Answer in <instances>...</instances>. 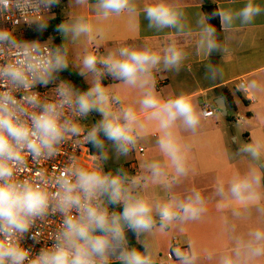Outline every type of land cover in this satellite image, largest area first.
<instances>
[{"label": "clouds", "instance_id": "9594fccd", "mask_svg": "<svg viewBox=\"0 0 264 264\" xmlns=\"http://www.w3.org/2000/svg\"><path fill=\"white\" fill-rule=\"evenodd\" d=\"M58 2L0 0V15L14 11L22 18L36 16L37 27L42 31L47 26L42 12ZM75 2L85 5L88 0ZM93 8L103 19L125 12L130 17H137L141 11L135 0H96ZM142 12L149 29L158 32L175 29L177 34H188L181 22L185 16L181 5L170 0H156L144 6ZM262 12L264 8L254 0H247L239 9H217L211 16L200 14L197 20L200 26L198 51L209 56L222 50L215 38L216 27L209 20L218 17L221 29L229 31L235 21L239 20L241 26L248 25ZM57 30L65 36L70 33L74 40L82 35L91 39L93 31L83 17L73 23H61ZM162 51L163 55L145 45L121 47L103 57L87 53L82 65L84 70L95 74L93 85L82 92L70 82L61 81L55 89V98L44 99L33 89L47 86L57 79L58 73L68 68L67 49L22 40L13 29L0 28V264H111L113 259L120 264H154L147 244L143 253L127 247L126 228L137 235L151 233L157 226L165 231L175 221L199 220L206 213V201L196 190L185 199L173 195L167 202L155 204L134 191L148 183L170 191L181 178L187 177L190 146L181 144L176 128L179 126L195 133L201 117L207 116L197 110L192 97L187 94L167 99L159 95L153 69L162 62L165 69L178 71L187 58V53L175 43ZM98 64L103 67L98 68ZM104 75L141 91L139 103L141 113H146L144 120L131 107L112 111L110 100L119 103L120 97L110 94L101 84L100 78ZM257 87L256 81H251L246 88L241 86L244 91H255ZM66 111L71 116L66 115ZM94 111L102 119L85 131L79 119ZM152 122L161 133L157 145L163 162L153 160L142 165L148 170V176L129 179L126 173L104 172L100 164L107 159L103 152L104 140L114 142L119 151L127 153L138 138L147 135ZM82 133L85 142L100 150L99 155L90 156V170L73 158L54 175L37 168L33 178H21L29 160L39 165L41 161L51 159L59 154L60 145ZM262 147L260 142L247 143L239 151L259 160ZM262 187L260 171L250 167L243 175L230 179L227 193L224 184H219L215 194L221 200L217 208L223 210L235 201L244 212L255 207L264 216ZM109 205L122 206L123 211H109ZM154 211L159 217L158 222ZM57 213L63 220L54 242L31 256V250L23 246L27 234L38 219ZM233 215L240 216L241 213L234 211ZM231 231H235V226ZM176 256L179 264H193L195 259L185 252H177ZM205 258L212 260L214 253H206ZM261 258H264V229L256 228L246 235L235 236L231 251L220 254L217 264H257Z\"/></svg>", "mask_w": 264, "mask_h": 264}, {"label": "crops", "instance_id": "0c3cea01", "mask_svg": "<svg viewBox=\"0 0 264 264\" xmlns=\"http://www.w3.org/2000/svg\"><path fill=\"white\" fill-rule=\"evenodd\" d=\"M211 1L218 9H239L247 2V0ZM155 2L156 0H135L138 8L141 9L137 17H130L125 12L119 16L112 15L108 19H103L96 15L93 8L96 0H88L85 5H78L75 0H66L61 8L63 23H73L77 18L83 17L92 26L93 31L91 39L82 35L75 40L70 33L65 36L61 32V46L64 44L87 45L92 54L103 57L108 52L117 51L121 47L137 48L145 45L163 55L162 50L175 43L187 53V58L178 71L165 69L162 62L157 69H153L156 87L159 89L157 92L165 99L182 93L187 94L192 97L199 112H202L203 103L213 102L217 113L210 118L202 116L201 123L212 120L214 128L203 129L200 123L196 132L193 133L178 126L176 132L180 136L181 144L190 146L187 150L190 168L187 177L181 178L170 191H166L160 185L142 184L139 186L140 195L146 196L155 204L167 202L173 195L185 199L193 193V190L199 191L206 201V213L199 220L175 221L167 230L162 231L163 237L156 235L154 244L161 258L155 257L153 261L154 264H165L168 261H171V264H179L176 253L185 252L195 257L193 264H217L220 254L231 251L235 236L246 235L249 230L256 228L264 229V216H261L255 207L251 208L250 212H244L237 202L232 201L228 208L220 210L217 208V203L221 197L215 194L220 183L224 184L227 193L230 179L236 175H243L250 167H256L260 171L262 184H264V147L261 149L259 160H253L248 153L240 152L237 148L230 150L232 148L228 144V138L238 143L240 137L233 127L226 128L215 119L216 115H221L216 104L218 98H224L227 116H229V106L236 109L238 105H242L241 103L243 105L249 103L248 109L242 115V119L245 115L250 116L249 122L243 124L242 134L245 144L260 142L264 145V113H260L261 104H264V77H262L264 74V12L255 17L251 24L241 26L240 21L237 20L229 31L223 30L221 56L218 64L214 65L211 55L205 56L197 49V41L200 38V26L197 20L200 14H205L202 0H170L183 7L185 16L181 22L185 25V32L188 34H177L175 29L166 28L159 32L149 29L142 8ZM254 3L264 8V0H254ZM100 66V68L103 67ZM256 77L257 79L262 77L256 81L257 86H260L257 95L251 89L242 90L240 82L245 81L246 88ZM103 79L106 82L113 81V77L109 75H104ZM222 89H225L233 100L234 106L221 94ZM239 91L242 93L239 94ZM140 98L141 91L131 89L126 102L140 104ZM121 108H128V106L124 103L121 104ZM254 118L258 120L251 122ZM157 155L162 157L163 162L164 157L159 147ZM152 157L149 156V158ZM139 175L138 171L136 176ZM147 189L159 191L151 192L152 195L149 192L145 194ZM261 193L264 197V187L261 188ZM156 194L159 195L156 196ZM261 205L264 206V199L261 200ZM234 211H239L241 215H233ZM153 214L156 216L155 211ZM156 218L159 221V217L156 216ZM232 226H235L234 232L231 231ZM156 230L161 231L158 226L153 229V231ZM137 236L136 234V238ZM138 243L143 246L146 244L143 239ZM209 252L214 253L212 260L205 258L206 253ZM163 256L164 260H162ZM257 264H264V258H261Z\"/></svg>", "mask_w": 264, "mask_h": 264}, {"label": "rangeland", "instance_id": "374dc122", "mask_svg": "<svg viewBox=\"0 0 264 264\" xmlns=\"http://www.w3.org/2000/svg\"><path fill=\"white\" fill-rule=\"evenodd\" d=\"M47 43L51 44L54 48L58 47L57 45H55L54 41L52 39L47 40ZM61 47V46H60ZM62 47H65L67 49V58H68V67H71V69L80 74L85 82L87 83V85L89 87H91L96 79L95 74L92 72H88L86 70L83 69V65H82V59L84 57V55H86L87 53H91V49L87 46V45H83V46H74V45H63ZM98 68H100L97 65ZM84 72V74L82 75L81 72ZM264 77V74L263 76ZM262 77H260L259 79H257L258 77L254 78L252 81H259ZM61 80L67 81L64 78H60ZM257 79V80H256ZM116 79L113 78V81H109L106 82L103 79V76L100 78V82L101 84L107 88L110 92V94L114 95V96H118L120 97V102H116L115 100H110V104H111V109L114 112H119L122 108H121V104L126 103L128 107L133 108L138 115H140V119L144 120L146 113H141V106L138 103H129L126 102V99H129L130 96V91L132 88H129L127 86H125L123 84V82H119L117 83V81H114ZM68 82V81H67ZM258 85V83H257ZM156 90L158 91L159 89L156 87ZM258 90H260V86L257 87V89L255 91H253L255 93V95H257V92H259ZM239 93H242L241 91H239ZM202 100H200L201 102ZM242 105H238V107L235 109L232 106H229V116L228 118H226L223 115H216L215 119L217 121H219V123L223 126H225L226 128H230L233 127L239 137L240 140L239 142L235 143L234 139H229L228 138V144L229 146H231L232 149L230 150H234V148H237L238 150L240 149V147L242 145L245 144V139L243 137V124H245V122H249V118L250 116H246L244 117V119H242V115L243 113L246 111V109H248L249 107V103H247V105H243V103H241ZM212 108H215V104L213 102H211ZM261 109H260V113L263 114L264 113V104H261ZM217 113V112H216ZM97 115L102 119V116L97 112ZM240 118V121H236L234 118ZM257 118H254L251 120V122H255L257 121ZM264 120V118H263ZM209 122V123H208ZM82 126V128L84 130L91 128L92 125H94V119L93 116H91L90 114L86 117L83 118L80 122H79ZM201 126L203 129H213L214 128V124L213 121H206V122H202ZM160 131L158 129V126L156 125L155 122H152L151 124H149L148 127V133L147 135L143 136L142 138H138L136 145L137 146H142L146 152L144 153V155L140 154L138 151L136 152H130L128 151L127 153H122L121 151L118 150L117 146L115 145L114 142H112L109 147L106 150V154H107V159H104V165L105 168L106 166L113 170L116 174L119 173V168L121 167H125L126 166V170H127V175H129V179L131 177H135L136 175H134V173L132 171L129 170V168H127V165L124 164H131V163H136L137 164V168L138 171L140 173L139 176H148V170L143 168L142 165L146 164V163H150L153 160H158L162 162V157L158 156V147H157V139L160 136ZM149 156H153L152 158H149ZM156 191H159L158 189H155ZM154 189H150V190H145V194H147V192H149L151 195L155 191ZM134 191L138 194H140V187H136L134 189ZM159 194H156V196ZM109 211H114L113 209L109 208ZM155 216V214H153ZM156 216L158 217V215L156 214ZM155 216V217H156ZM158 221V218H156ZM164 233H162V231H153L151 233H141L140 235H138L136 238V240L141 241V239H143V241L148 245L149 247V251L152 254V259H154L155 257L161 258L160 253L158 251V249L156 248L154 241L156 239L157 236H164ZM157 235V236H156ZM128 247V245H127ZM165 256V255H164ZM163 256V257H164ZM171 256V254H170ZM165 257L162 259L164 260ZM113 261H118L116 259H113L111 262Z\"/></svg>", "mask_w": 264, "mask_h": 264}, {"label": "built area", "instance_id": "2783aa9c", "mask_svg": "<svg viewBox=\"0 0 264 264\" xmlns=\"http://www.w3.org/2000/svg\"><path fill=\"white\" fill-rule=\"evenodd\" d=\"M43 20L47 19L51 15L50 10H44L41 14ZM37 23L36 16H28L27 18H22L14 11L9 12L5 15H0V28H9L15 31V34L18 38H21L25 35L28 28ZM43 45H47L49 48H54L47 41H38ZM64 80H55L47 86H37L33 91L38 92L44 99H54L55 98V89L59 86L60 82ZM246 86L245 81L240 82V87ZM17 96L20 93L16 94ZM202 112L207 113L205 118H210L215 116L216 109L212 108V105L208 102L203 103ZM66 115L71 116L70 112L66 111ZM83 119V118H82ZM79 119V122L82 120ZM239 121V118L235 119ZM86 129L85 131H87ZM59 154L52 157L47 161H41L39 165L35 164L31 160L28 162V167L23 170V176L21 178H33V174L37 168H42L47 170L49 175H54L58 173L59 170L63 169L71 159L75 158L78 164L82 167H87L90 170L91 160L90 156L99 155L93 153L90 147V143H87L83 139V133L79 137H72L68 139L65 143L59 146ZM130 152L138 151L140 154L144 155L145 149L142 146L135 145L131 147ZM100 164L104 171V161H100ZM129 170L132 171L135 175L138 173V168L136 163H131L129 165ZM63 217L60 214L48 215L43 220L38 219L35 222L34 227L27 234L26 238L23 241V246L29 248L30 255L35 256L39 253L41 248L50 247L54 242V236L59 229L62 223ZM32 237H35L34 239ZM165 264H171V261H168Z\"/></svg>", "mask_w": 264, "mask_h": 264}, {"label": "trees", "instance_id": "16d2710c", "mask_svg": "<svg viewBox=\"0 0 264 264\" xmlns=\"http://www.w3.org/2000/svg\"><path fill=\"white\" fill-rule=\"evenodd\" d=\"M64 2H66V0H59L58 4L51 7V15L47 19L44 20L46 22V25H47L45 29H43L42 31L39 30L37 27V23H34L28 28L25 35L23 37H21L20 39L27 40V41H47L49 39H52L54 41L55 45L60 47L62 45L61 44V32L58 31L57 29H58V26L61 23H63V21H64V17L62 16V13H61V8H62V5ZM202 5H203V10H204L205 14H207L209 16H211V10L214 12L218 9L217 6L211 0H202ZM215 19L217 22V25L216 26L214 25L216 27V37L215 38H216L217 42L221 45V48H222L223 47V30L221 29V26L219 24V18L217 17ZM209 23L213 24V21L209 20ZM220 56H221V51L214 52L211 54L214 65L218 64ZM98 66L101 67L99 64H98ZM60 78L66 79L76 89H78L82 92L87 91L90 88L87 85V83L85 82L84 78L80 74L74 72L71 69V67H68L66 70L58 73L56 80H60ZM221 94L224 95L225 97H227V99L234 106L233 100L226 93L225 89H222ZM90 115L93 116L94 123L101 120V118L97 115V112H95V111L90 113ZM227 118H228V116H227ZM101 138L104 139L103 136H101ZM111 143H112V141H109L106 139L104 140L103 152H106L107 148L109 147V145ZM90 147H91V150L93 153L100 154V150L96 149L91 143H90ZM124 165H127V168L129 167V164H124ZM104 172H106V173L111 172L114 175L116 174L113 170L109 169L107 166L105 168V165H104ZM125 173L127 174L126 166L125 167L120 166L118 174L124 175ZM109 208L113 209L116 212H122L123 211L122 206L109 205ZM134 235H135V242H134L133 246H128V248H136L138 251L143 253L144 252V246L137 242L136 233H134ZM111 264H120V262L119 261H113V262H111Z\"/></svg>", "mask_w": 264, "mask_h": 264}, {"label": "water", "instance_id": "95a60500", "mask_svg": "<svg viewBox=\"0 0 264 264\" xmlns=\"http://www.w3.org/2000/svg\"><path fill=\"white\" fill-rule=\"evenodd\" d=\"M212 13L213 11L211 10V15ZM212 21H213V24L216 26L217 25L216 19H213ZM216 104L221 112V115L227 116V106H226L224 98L223 97L218 98L216 100ZM125 235H126L127 245L133 246L135 242L134 232L126 228Z\"/></svg>", "mask_w": 264, "mask_h": 264}]
</instances>
